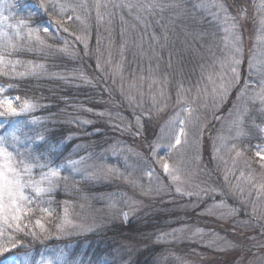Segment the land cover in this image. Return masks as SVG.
Listing matches in <instances>:
<instances>
[{
  "label": "trees",
  "instance_id": "16d2710c",
  "mask_svg": "<svg viewBox=\"0 0 264 264\" xmlns=\"http://www.w3.org/2000/svg\"><path fill=\"white\" fill-rule=\"evenodd\" d=\"M158 1L156 10L148 14L123 11L120 17L114 5V15L106 13L115 0H109L110 4L103 0H45L47 11L39 7L40 0H0V15L7 17L0 22V32L6 33L0 35V87L4 88L0 95L19 97V106L14 104L17 109L25 100L36 106L17 116L0 117V135L24 122L18 133L23 141L18 145L21 151L30 149L33 155L58 161H64L78 143H84L87 151H96L132 141L149 155L156 145L168 149L175 134L174 126L147 115L153 112L149 108L153 100L168 106V113L178 111L176 118L185 121L187 143L169 154L172 167L186 172L198 167L220 181L225 169L244 171L258 183L261 172L252 151L264 141V103L257 99L263 74L252 73L249 62L242 59L238 82L230 79L235 84L221 100L212 88L228 72L227 52L232 53L233 48L220 45L219 22L211 15L215 8H207L206 0ZM99 3L104 8L96 13L93 7ZM52 17L57 18L56 24H50ZM228 74L232 75L230 70ZM131 107H136L135 113L142 119L141 127L132 124L135 132L118 126L133 121ZM84 116L87 124L79 122L78 117ZM219 117L234 120V127L228 131L225 124L218 125ZM34 119L37 123L32 124ZM38 133L45 140H36ZM5 146L14 152L10 145ZM204 147L207 150L199 158ZM158 172L167 180L161 169ZM102 182L60 171L54 191L47 195L52 197L46 202L52 217L43 220L44 214L37 208L26 231H35L39 239L16 234L26 247L17 249L15 255L31 253V264L41 255L61 250L69 264H162L172 256L158 234L207 219L200 212L203 205L192 209L149 207L139 216L112 218L93 230L62 235L57 226L64 203L76 204L112 189L110 183ZM188 201L181 198L178 203ZM36 219L42 220L45 233L35 225ZM248 227L259 232L255 225ZM164 254L168 256L163 258Z\"/></svg>",
  "mask_w": 264,
  "mask_h": 264
},
{
  "label": "rangeland",
  "instance_id": "374dc122",
  "mask_svg": "<svg viewBox=\"0 0 264 264\" xmlns=\"http://www.w3.org/2000/svg\"><path fill=\"white\" fill-rule=\"evenodd\" d=\"M103 1L109 2V0ZM115 2L116 4L109 2L111 7L106 13L114 15L115 12L112 10L114 5L118 7L116 14L120 17H123V11L131 15L143 12L148 14L151 9L156 10L155 6L159 3L156 0H115ZM205 4L207 8H215V12L211 11L213 12L211 15L218 19L219 30L223 36L220 41L222 48L231 49L233 38L240 37L235 46L241 49L239 55L241 63L242 59L248 61V67L252 73L263 74L264 78V0H206ZM93 8L97 13L103 10L104 6L99 3L98 7ZM56 19L52 17L50 24H56ZM253 32L255 38L251 39ZM232 54L233 52H227V58ZM102 61L104 64L107 63L106 59ZM224 67L225 65L223 69ZM230 68L231 65H227L228 72L221 74L220 85L233 81L232 75L228 74ZM234 84L232 82V86ZM261 84L260 90L264 89V81ZM220 85L212 88V91L218 90ZM179 103L178 101L177 105H180ZM14 104L19 106L17 101H14ZM149 108H152L153 112L147 115L160 118L165 125L174 126L175 134L178 132L181 127L179 120H183V118H176L178 111L174 114L168 113V106L153 100ZM185 108L187 109L188 106ZM130 109L135 117L133 121H127L118 126L128 132H135L134 126L141 127L142 119L135 113L136 107ZM163 115L164 118H162ZM78 118L79 122L86 124L89 122L85 116ZM217 121L218 125L225 124L228 131L235 124L234 120L221 117ZM175 134L172 145L175 143ZM185 142L186 136L182 137V143ZM88 147L94 149L93 146ZM85 148L87 146L84 143L74 145L71 147V154L67 155L64 161H58L52 157L53 161L43 154L39 155L41 163L59 167L60 171L65 169L71 176L80 175L81 178H91L95 182L102 180L104 183L111 184L110 191L95 193L76 204L69 201L64 203L60 223L63 226L62 229L60 228L62 235L93 230L112 218L127 219L139 216L149 207L160 209L173 206L192 209L203 205L200 212L206 213L207 219L193 225L170 227L158 234L159 240L166 245L168 254L172 256L170 258L164 254L163 258H167L162 264H175V262L177 264H264V230L261 229L264 227V190L259 187L264 184V160L256 155L257 152L264 153V141L257 144L252 151L260 168L258 171L261 172L258 183L253 181L252 174L245 175L244 171L237 173L225 169L222 181L207 176L198 167L188 172L180 171L177 167H172L169 162V154L175 150L171 146L167 149V147L156 145L149 155L141 151L132 141H126L124 145L114 148L96 149V151H87ZM52 150L54 147L51 148ZM200 150L197 154L199 158L207 148H200ZM238 154H240L239 151L236 155ZM68 161L77 163L70 165ZM164 162L169 164L170 169L179 170L174 173L178 179L174 180L164 171ZM159 169L166 175L167 180L158 172ZM40 172L39 168L33 169L36 178H39ZM242 173L243 176L245 175L244 178ZM234 174L237 175L233 177ZM229 179L232 180L229 181ZM177 188L180 191H177ZM216 196H219V199H215ZM208 197L211 199L209 200ZM48 198L52 197L47 195L43 197L45 202L40 203L39 208H49L46 203ZM181 198L190 201L180 204L178 202ZM65 210H67V219L71 221L70 224H65ZM44 217L46 215L43 216V220ZM251 224L259 229L257 234L249 230L248 226Z\"/></svg>",
  "mask_w": 264,
  "mask_h": 264
},
{
  "label": "snow or ice",
  "instance_id": "6c2138e0",
  "mask_svg": "<svg viewBox=\"0 0 264 264\" xmlns=\"http://www.w3.org/2000/svg\"><path fill=\"white\" fill-rule=\"evenodd\" d=\"M216 6L223 7L222 5ZM39 7L43 8L45 11L48 10L45 0H40ZM63 10V6H61V11L63 12ZM6 19L7 17L0 15V22ZM77 19H79V17H77ZM20 23L24 24L25 22L20 21ZM47 31L48 29L45 28L44 32L47 33ZM31 34L30 30L29 35ZM0 35H6V33L0 32ZM17 35H19L18 31ZM36 39L40 40V37L37 36ZM239 39L240 37L238 36L233 38V54L228 58L234 82H238L239 80L237 68L241 63V60L238 58L241 49L235 46V44L239 42ZM40 42L43 43L42 40ZM9 44L11 45V39H9ZM11 46L15 48V45ZM0 62H3V55H0ZM231 86L232 82L221 84L219 89L214 91L217 92V95L222 100L227 94L228 88ZM3 92L4 88L0 87V94ZM19 99V97H6L0 95V117L17 116L20 113L30 112L36 107L34 104L25 100L23 104L20 105L19 109H17L14 106V101L19 102ZM257 99H259L261 103H264V89H262V93L258 95ZM186 111L190 113L191 109L189 108ZM23 123L24 122L18 123L10 132L0 135V264H31V253L15 255L17 249L26 247L23 241L17 238L16 234L31 235L34 240L39 239L35 231H26L29 223H31L29 218L34 214L37 208H39V204L45 202L43 197L54 191L56 187L55 181L60 177L59 167H51L49 163H41L40 156L33 155L30 149L21 151L18 145L23 144V141L18 133L22 131ZM31 123L35 124L37 120L34 119ZM179 123L181 127L175 134V143L171 145L173 148L181 145L182 137L186 136L183 127L185 121L179 120ZM0 127H3V125L0 124ZM24 135L27 136L26 133H24ZM9 137L11 138L10 140ZM27 138L32 139V137ZM35 139L43 141L45 140V136L43 133H38ZM6 144L10 145L14 149V152L9 151L8 147L5 146ZM256 155L260 157L261 160H264V153L257 152ZM68 163L70 165H75L77 162L68 161ZM34 168H39L41 170L39 178H36L34 175ZM163 168L174 180L178 179V176L174 175V173L179 171L178 169H170L167 162L163 163ZM45 169L47 170L44 171ZM241 175H243V173ZM259 187L261 190H264V184ZM177 191H180V189L177 188ZM33 205H36V207H33ZM39 211L48 217L53 214L52 210L49 208H39ZM70 223L71 221L67 219V210H65V224ZM35 225L40 228L42 233L46 232V228L41 219H36ZM57 227L62 229L63 226L58 225ZM35 264H69V262L67 260V254L61 250L47 257L41 255V258L36 261Z\"/></svg>",
  "mask_w": 264,
  "mask_h": 264
}]
</instances>
